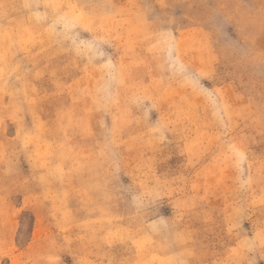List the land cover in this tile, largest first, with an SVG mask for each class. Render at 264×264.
I'll return each instance as SVG.
<instances>
[{"label": "rangeland", "instance_id": "rangeland-1", "mask_svg": "<svg viewBox=\"0 0 264 264\" xmlns=\"http://www.w3.org/2000/svg\"><path fill=\"white\" fill-rule=\"evenodd\" d=\"M0 264H264V0H0Z\"/></svg>", "mask_w": 264, "mask_h": 264}]
</instances>
